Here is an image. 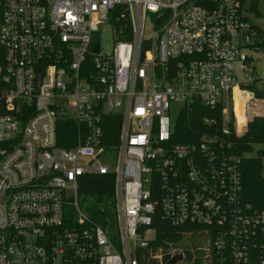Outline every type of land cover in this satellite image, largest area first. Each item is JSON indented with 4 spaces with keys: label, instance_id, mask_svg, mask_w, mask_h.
Segmentation results:
<instances>
[{
    "label": "built area",
    "instance_id": "obj_1",
    "mask_svg": "<svg viewBox=\"0 0 264 264\" xmlns=\"http://www.w3.org/2000/svg\"><path fill=\"white\" fill-rule=\"evenodd\" d=\"M259 5L0 0V264H139L156 217L201 228L208 264H264V209L244 201L233 147L234 89L245 100L256 98L247 86L264 90L245 51L264 54V28L249 18ZM103 24L109 52L94 36ZM194 104L219 112L202 118L210 132L173 143L176 119ZM110 115L120 122L115 146ZM62 121L78 130L69 147L58 144ZM105 177L114 239L78 202L86 178Z\"/></svg>",
    "mask_w": 264,
    "mask_h": 264
},
{
    "label": "trees",
    "instance_id": "obj_2",
    "mask_svg": "<svg viewBox=\"0 0 264 264\" xmlns=\"http://www.w3.org/2000/svg\"><path fill=\"white\" fill-rule=\"evenodd\" d=\"M115 13V11H113ZM264 48V41L260 46ZM91 59V57H90ZM88 59V62H90ZM249 90L254 92V96L258 99H264V90L257 89L254 85L247 86ZM247 98L246 93L239 91L233 97V109L237 118L238 127L244 125V122L239 125L238 118L240 116L242 106V99ZM219 115V112L210 110L201 104H194L189 108H185L181 115L178 116L175 122L174 131L172 133L173 143H185L192 142L197 137L205 132H210L211 129L202 124V118L215 117ZM119 118L110 115L107 118L105 125V132L113 135V144H117V135L119 134ZM59 141L61 146L69 147L71 144L65 143L64 138L68 135L77 133V127L75 124L69 121H62L58 127ZM239 133V129L237 130ZM233 147L237 152L243 155L242 160V187H243V199L245 202L251 203L258 209H264V178L261 174V158L264 157V115L253 116L248 121L247 131L244 135L233 138ZM253 144H260L261 148L258 150V154L255 157H244V153L252 150ZM81 197L87 199L85 208L89 214V218L101 224L107 231L111 238L116 237L117 224H116V202L114 198V188L111 178L103 180L85 179L81 183L80 188ZM154 226L156 229L155 237L150 242V248L140 251L137 254L139 264H165V262L171 257L172 249L176 248V244L181 240L184 234H191L192 232H199V227H173L168 223L161 221L159 217H156ZM152 254H161V258L151 257ZM203 249H198L197 254L194 257V264H203L202 258H204ZM187 252V258H191V253Z\"/></svg>",
    "mask_w": 264,
    "mask_h": 264
},
{
    "label": "rangeland",
    "instance_id": "obj_3",
    "mask_svg": "<svg viewBox=\"0 0 264 264\" xmlns=\"http://www.w3.org/2000/svg\"><path fill=\"white\" fill-rule=\"evenodd\" d=\"M258 13L256 14H251L250 15V21L252 23H254L255 25L264 28V7L259 5L258 6ZM152 34V31L149 29V26L146 28L145 31V35L148 36ZM95 38L100 42V46H101V50L102 51H106L109 52L112 49L113 46V34L112 31L110 29V27L106 24H103L99 27L98 32L94 35ZM245 51L253 56V58H257V70L261 71V69H264V54L262 55L261 52H259V54L255 53L256 51L254 49H245ZM259 55V56H258ZM234 74L236 77V80L239 82L243 79V75L242 73L237 69V64L235 63V68H234ZM246 99V98H245ZM244 98L242 99V106L243 109L241 108L240 111V116L238 118V122L239 125H241V123H243V121L245 122L244 125H241L238 127V123H237V118L235 115V112H233V116H234V121L236 124V128L237 130L239 129V133L240 136L244 135L247 131V124L248 121L250 119L253 118V116H261L264 115V99H258V98H254L251 100H245ZM179 105L178 104H174L173 108H178ZM226 109H227V113L230 112L232 110L231 104L228 103L227 105H225ZM174 113V112H173ZM231 115V113H230ZM261 148L260 144H253V148L251 151L244 153V157H255L258 154V150ZM261 174L262 177L264 178V157L261 158ZM78 202H79V206L80 209L82 210V212L89 216L88 212L86 210H84L85 208V203L87 204V199L85 202V198L81 197V193L78 195ZM205 235L201 234L197 231L192 232L191 234L187 233L184 234V236H182L181 240L175 245L176 248H173L171 251H181L183 253V258L177 262L176 264H194L193 260L194 257L197 254V250L198 249H203V253L204 254V258H202L203 260V264H208V258L206 257V252H207V241L205 240ZM189 251L191 253V258H187V252ZM156 258L159 259L161 257V254L158 252V254H155Z\"/></svg>",
    "mask_w": 264,
    "mask_h": 264
},
{
    "label": "water",
    "instance_id": "obj_4",
    "mask_svg": "<svg viewBox=\"0 0 264 264\" xmlns=\"http://www.w3.org/2000/svg\"><path fill=\"white\" fill-rule=\"evenodd\" d=\"M93 51L96 53L98 51V44L95 45ZM183 258V253L181 251H174L171 257L165 262V264H176Z\"/></svg>",
    "mask_w": 264,
    "mask_h": 264
},
{
    "label": "crops",
    "instance_id": "obj_5",
    "mask_svg": "<svg viewBox=\"0 0 264 264\" xmlns=\"http://www.w3.org/2000/svg\"><path fill=\"white\" fill-rule=\"evenodd\" d=\"M258 61V60H257ZM257 61H256V63H255V70H256V73H260V74H264V69H261V71H258L257 70V67H256V64H257Z\"/></svg>",
    "mask_w": 264,
    "mask_h": 264
},
{
    "label": "bare ground",
    "instance_id": "obj_6",
    "mask_svg": "<svg viewBox=\"0 0 264 264\" xmlns=\"http://www.w3.org/2000/svg\"><path fill=\"white\" fill-rule=\"evenodd\" d=\"M239 91H240V89L235 88V89H234V96H235ZM234 96H233V97H234Z\"/></svg>",
    "mask_w": 264,
    "mask_h": 264
}]
</instances>
